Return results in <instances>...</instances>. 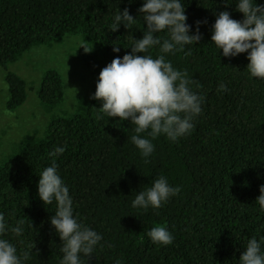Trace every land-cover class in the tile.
Wrapping results in <instances>:
<instances>
[{
  "label": "trees",
  "instance_id": "16d2710c",
  "mask_svg": "<svg viewBox=\"0 0 264 264\" xmlns=\"http://www.w3.org/2000/svg\"><path fill=\"white\" fill-rule=\"evenodd\" d=\"M144 2L0 0V68L6 71L7 110L14 112L28 100L26 81L10 65L35 48L81 35L94 49L99 78L114 58L131 53L133 39L143 38L147 25L138 9ZM180 2L190 35L196 33L197 21H207L199 26L201 40L185 45L184 51L161 53L157 45L137 55H164L174 69L186 71L200 85H190L204 97L194 129L176 141L161 134L152 140L154 152L144 158L131 142L135 125L99 113L101 101L91 99L73 114L55 117L44 136L26 142L0 165V213L9 229L2 238L18 255L35 244L23 264H60L62 259V241L50 222L56 203L44 205L38 181L52 164L49 152L65 146L56 157L57 172L69 188L73 216L102 236L92 256L81 254L82 264H239L252 237L264 253V211L256 202L264 185V79L250 76L247 52L225 57L211 42L220 12L240 21L244 16L236 10L238 0ZM254 2L264 5V0ZM126 8L135 23L130 29L121 23L111 31L114 16ZM154 35L161 41L168 38L167 31ZM220 83L227 91H217ZM65 94L61 74L48 70L38 94L42 105L53 110L63 104ZM160 176L179 186V194L159 209L133 207L136 195ZM19 220H24L23 233L16 236L10 229ZM156 225L173 235L171 245L151 241L147 233Z\"/></svg>",
  "mask_w": 264,
  "mask_h": 264
},
{
  "label": "clouds",
  "instance_id": "9594fccd",
  "mask_svg": "<svg viewBox=\"0 0 264 264\" xmlns=\"http://www.w3.org/2000/svg\"><path fill=\"white\" fill-rule=\"evenodd\" d=\"M132 2L133 0H129V3ZM236 10L243 14L244 19L235 20L227 11L220 12L212 26L211 42L222 49L225 57L247 52V71L250 76L264 79V5H258L254 0H238ZM138 12L143 14L147 25L143 38L133 39L131 53L125 54L122 59L114 58L101 69L92 99L102 102V107L98 108L99 113L109 118L118 117L122 121L130 120L135 125L131 142L142 157L147 158L154 152L152 140L161 134L176 141L194 129L193 119L201 114L204 97L190 88L192 84L197 87L200 85L190 79L186 71L174 69L164 55L153 58L151 55L137 53H147L157 45L161 53L184 51L185 45L197 44L201 40L199 26L207 21H197L196 33L190 35L185 7L180 0H145ZM121 23L127 29L135 23V18L127 8L114 16L110 30L117 31ZM164 31H167L168 38L163 41L154 35ZM80 47H83L85 53L93 50V47L87 45ZM113 51L119 52L120 47L114 45ZM190 54L191 52L186 53ZM217 91H227L226 85L220 83ZM102 118L103 115L97 116V119ZM142 133H147L152 139L143 137ZM65 150L66 146L55 147L49 152L52 164L39 175L38 195L44 205H50L53 201L56 203L57 210L50 222L62 241L60 252L63 256L60 264H82L81 254L84 257L92 256L102 236L79 223L73 216L69 188L57 172L56 157ZM180 191L179 186H170L167 179L160 176L151 187L136 195L132 206L144 210L150 206L159 209ZM260 193L256 202L260 210L264 211V185L260 186ZM23 224L24 220L17 221V225L10 231L20 236ZM8 230L5 216L0 213V264H23L30 259V251L35 244H29L28 250H23L18 255L17 248L2 238ZM147 235L154 244L171 245L174 240L163 225L152 227ZM245 248L239 264H264L261 242L256 237L249 239ZM116 264H121V261L117 260Z\"/></svg>",
  "mask_w": 264,
  "mask_h": 264
},
{
  "label": "rangeland",
  "instance_id": "374dc122",
  "mask_svg": "<svg viewBox=\"0 0 264 264\" xmlns=\"http://www.w3.org/2000/svg\"><path fill=\"white\" fill-rule=\"evenodd\" d=\"M81 45L90 47L83 36H69L58 44L35 48L10 65L9 70L21 76L28 86L27 102L14 112L6 107V71L0 68V165L26 142L44 136L55 117L71 115L92 99L98 79V71L93 68L94 49L85 53ZM48 70L58 71L65 84V100L53 110L46 109L38 95Z\"/></svg>",
  "mask_w": 264,
  "mask_h": 264
}]
</instances>
